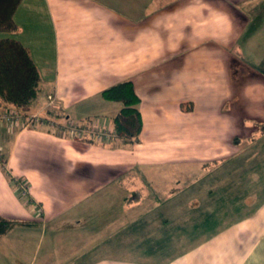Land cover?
<instances>
[{
    "label": "crops",
    "instance_id": "crops-1",
    "mask_svg": "<svg viewBox=\"0 0 264 264\" xmlns=\"http://www.w3.org/2000/svg\"><path fill=\"white\" fill-rule=\"evenodd\" d=\"M245 1L21 0L9 37L40 76L26 111L53 94L59 121L113 127L121 105L101 92L130 81L143 126L136 143H100L0 125V216L15 223L0 264H264V108L216 103L229 95L193 60L240 35ZM199 75L209 102L185 107L176 90Z\"/></svg>",
    "mask_w": 264,
    "mask_h": 264
},
{
    "label": "rangeland",
    "instance_id": "rangeland-1",
    "mask_svg": "<svg viewBox=\"0 0 264 264\" xmlns=\"http://www.w3.org/2000/svg\"><path fill=\"white\" fill-rule=\"evenodd\" d=\"M236 8H238V13L242 15L241 20L238 21L241 23L240 27H243L240 30V35L232 33L230 36L227 35L226 39H222V35L215 37L214 45L210 46L212 43H209L208 48L210 50L196 51L193 53V60L198 61L199 69H203L202 75H205L207 80L215 79L219 91H224L225 97L229 95V102L225 100L216 101V103L220 102V105L224 104L226 108L228 104L232 106L233 104H244L243 101H246V106L244 104L243 107L261 109L264 108V96L253 82L258 81L257 78L261 75L264 83V0H246L237 4ZM12 35L14 34L0 33V37ZM221 46L223 50L218 49ZM201 78L199 75L200 82L193 88L191 85H187L191 82L186 84L187 79H184L177 88L176 92L181 95L185 107L190 106L191 102L194 104L209 102L196 99L206 92ZM259 85L257 87L264 92V85ZM147 91L160 92L154 87L147 89ZM186 167L188 166H183V170ZM190 182L192 180L187 181L186 178L171 179V182H168V188H182ZM15 222L17 223V221ZM14 224L13 222L12 226Z\"/></svg>",
    "mask_w": 264,
    "mask_h": 264
},
{
    "label": "trees",
    "instance_id": "trees-1",
    "mask_svg": "<svg viewBox=\"0 0 264 264\" xmlns=\"http://www.w3.org/2000/svg\"><path fill=\"white\" fill-rule=\"evenodd\" d=\"M20 3L21 0H0V33L16 32L14 13ZM39 83V72L28 49L17 39L0 37V108L12 107L26 113L38 97ZM101 97L121 105L111 119L117 140L138 142L143 123L138 108L140 98L133 84L130 81L115 84L103 90ZM12 224L13 221L0 216V236Z\"/></svg>",
    "mask_w": 264,
    "mask_h": 264
},
{
    "label": "built area",
    "instance_id": "built-area-1",
    "mask_svg": "<svg viewBox=\"0 0 264 264\" xmlns=\"http://www.w3.org/2000/svg\"><path fill=\"white\" fill-rule=\"evenodd\" d=\"M56 107V97L53 94H49L46 97L47 112L44 114L24 113L12 107L0 108V125H4L10 133L35 127H46L50 130L61 132L74 140H93L100 143H109L117 139L114 128L108 125H84L69 119L59 121L58 117L50 113ZM12 184L18 197L28 199L29 187L26 182L14 179ZM40 212L41 210L37 209V214Z\"/></svg>",
    "mask_w": 264,
    "mask_h": 264
}]
</instances>
